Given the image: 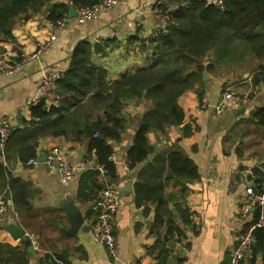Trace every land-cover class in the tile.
Wrapping results in <instances>:
<instances>
[{
	"label": "crops",
	"instance_id": "obj_1",
	"mask_svg": "<svg viewBox=\"0 0 264 264\" xmlns=\"http://www.w3.org/2000/svg\"><path fill=\"white\" fill-rule=\"evenodd\" d=\"M157 1L126 0L83 23L73 18L53 38V29L44 12L16 22L12 33L23 64L13 75L0 73V120L8 121L7 129L21 126L22 120L30 119L29 104L44 96L38 89L42 73H63L69 66L74 48L82 40L91 44V59L107 71L109 81L144 66L149 55L144 48L149 47L157 23L150 9ZM2 45L0 71L13 63L12 57L17 53L14 44ZM209 61L206 57L204 65ZM257 63L258 60L245 49L235 53L232 62H220L212 72H205L201 100L205 99L208 104L200 102L195 90L180 95L177 103L184 113L182 123L172 126L160 140L150 133L153 151L146 161L129 170L116 164L112 177L94 166L93 154L92 159L86 158L85 142L72 140L70 135L41 138L33 157L37 159L52 147L60 148L68 164L75 169L74 178L67 183L61 182L59 174L51 171L44 162L35 160L32 164H22L15 154L4 153V144L0 146V163L6 170L4 180L23 184L30 202L25 211L18 213L13 206L9 212L0 215V264H20L19 256L14 252L23 254V251L26 252L25 264H132L136 260L146 264H227L235 236L253 223L254 210L250 205L246 212L242 211L244 185L232 187L230 175L240 167L250 170L256 166L264 167V126L251 115L254 106L264 105V85L254 88L251 82ZM226 88L249 93L250 105L244 107L243 112L228 108L220 114L215 113L220 92ZM144 110L143 100L130 99L122 112L131 117L141 115ZM183 126L191 128V133L179 138ZM134 132V126L129 125L122 140L113 143L117 158L127 152ZM176 139L178 146L198 166L199 178L181 194L182 183L177 179L165 180L163 174L161 194L167 199L164 213L176 217L185 237L175 243L162 226V242L158 244L153 229L157 203L150 200L136 205L134 186L139 170L147 161L163 152L165 146L173 147ZM126 183L130 184L129 190L120 191L121 206L113 216L117 258H110L101 244L92 242L88 232L63 234L62 230L69 228L62 208L64 202L73 199L88 224L94 216L93 202L100 189L110 185L119 190ZM80 184L84 186V201L77 198ZM6 187L8 185L4 187L3 179H0V195ZM6 195L11 199L10 189ZM182 209L189 213V224L184 225L178 219ZM11 223L24 230L31 240L32 250L22 238L14 239L6 230ZM165 236L167 240H164ZM169 242L175 244L174 248ZM165 255L167 257L163 259ZM259 258L258 255L253 264H261ZM239 264H250L249 259Z\"/></svg>",
	"mask_w": 264,
	"mask_h": 264
},
{
	"label": "trees",
	"instance_id": "obj_2",
	"mask_svg": "<svg viewBox=\"0 0 264 264\" xmlns=\"http://www.w3.org/2000/svg\"><path fill=\"white\" fill-rule=\"evenodd\" d=\"M101 1L0 0V53L4 51L3 43L16 44L11 32L16 18L26 20L43 8L47 11L46 18L55 24L68 14L71 6L78 8ZM161 7L170 8L171 24L165 34H155L149 47L144 48L149 51L144 66L109 81L107 71L91 59V44L80 41L71 54L68 68L56 81L55 89L47 93L48 98L41 97L30 103V119L8 129L4 153L15 154L25 164L36 156L41 138L70 135L72 140L85 142L86 158L92 159L93 154L94 166H103L107 176L112 177L117 166L110 159L114 153L113 143L122 140L129 125L134 126L135 132L126 154L129 169H134L153 151L150 133L160 140L172 126L182 123L184 113L177 103L178 97L189 90H195L198 97H202L204 73L212 72L220 62H232L238 51L246 49L258 60L251 82L254 88L264 85V0H224L223 8L205 6L200 0H167ZM15 48L13 62H19L22 55L18 46ZM206 57L210 61L204 65ZM130 99L144 101L145 110L141 115L127 117V113L122 112ZM251 115L264 126V105L256 107ZM181 131L179 138L188 136L191 128L183 126ZM178 139L173 147L165 146L163 152L147 161L139 170L134 186L136 205L150 200L157 203L153 229L158 244L162 242V226L175 243L185 237L176 217L164 213L167 199L161 194L163 174L165 180L177 179L182 183L181 194L199 178L198 166L178 146ZM250 171L248 180L258 192L264 181V167L256 166ZM5 175L6 170L0 163V179L3 186L8 185L10 189L14 208L18 213L25 211L30 205L28 191L16 180H4ZM85 197L84 186L80 184L77 198L84 201ZM93 212L95 214L94 209ZM259 217V209L254 206L252 224ZM178 219L184 225L189 224V213L182 209ZM252 234L254 256L249 263L253 264L261 254L259 259L264 264V220ZM14 254L19 256L20 264L26 263L25 251Z\"/></svg>",
	"mask_w": 264,
	"mask_h": 264
},
{
	"label": "built area",
	"instance_id": "obj_3",
	"mask_svg": "<svg viewBox=\"0 0 264 264\" xmlns=\"http://www.w3.org/2000/svg\"><path fill=\"white\" fill-rule=\"evenodd\" d=\"M126 0H102L99 3L80 6L76 8V15L74 18L83 23L96 17L100 12L106 11L116 4L123 3ZM205 6H214L217 8H223L224 0H200ZM162 0L153 4L150 9V13L157 19V23L154 27L155 34H165L168 31V27L171 24V19L168 14L170 8L163 9L161 7ZM69 22L67 17H64V23H58V31L61 32ZM64 27V28H63ZM97 38V37H95ZM23 64V58L19 62H14L13 67L7 71V74H14ZM61 77V73L57 71H44L39 83V91L41 94L46 95L48 92L55 88L56 81ZM202 103H205V99H202ZM251 98L249 93H238L230 88H226L220 92L219 99L215 105V113L220 114L225 109H241L249 106ZM255 110V106L251 109ZM6 119L0 120V146H3L6 138L8 137V129L6 127ZM45 164L51 171H55L59 174L60 180L63 183L71 181L75 176V169L68 164L65 159L63 151L58 147H52L45 152ZM110 159L121 165L125 170H129V160L126 153L121 158H117L113 153ZM35 158H30L27 164L35 163ZM98 170L105 173L106 170L103 166H99ZM250 169H236L230 175V184L232 187L236 185H244V204L242 205V211L246 212L250 205L256 206L259 209V220L250 225L244 232L235 236V245L230 254V260L227 264H239L244 259H251L254 256L253 250V230L255 227L262 226L264 220V181L262 183L260 191L256 192L253 188L252 181L246 180L250 176ZM8 187L0 195V215H4L13 208L10 197H8ZM121 206L120 191L110 185L102 187L98 193L97 198L93 202V209L95 214L92 220L89 222L88 234L90 240L95 243L101 244L110 258H117V248L113 233V216ZM15 213V212H14ZM25 235H27L25 233ZM132 264H146L142 260H136ZM223 264V263H221Z\"/></svg>",
	"mask_w": 264,
	"mask_h": 264
},
{
	"label": "water",
	"instance_id": "obj_4",
	"mask_svg": "<svg viewBox=\"0 0 264 264\" xmlns=\"http://www.w3.org/2000/svg\"><path fill=\"white\" fill-rule=\"evenodd\" d=\"M164 3L167 2V0H162ZM76 15V8L71 6L68 10V18H73ZM205 76H203L204 78ZM57 92H59V89H56ZM44 99H47L48 96L44 95L43 96ZM241 112L244 111L243 108L240 109ZM46 156L45 153H41L40 156L37 157L36 161L37 162H45ZM129 183H126L125 186H123L122 188H119V191H128L129 190ZM62 208L65 211V215L69 221V228L68 229H63L62 232L63 234H67V235H76L78 232L79 233H84V232H88L89 229V223L85 224V219L84 216L81 212V210L75 205L74 200L73 199H69L66 202H64V204L62 205ZM6 230H8L9 232L12 233L14 239H23V242L26 244V246H28L29 250H32V244H31V240H29V238L25 235V232L23 229L17 227L16 225H14L13 223L8 224L6 226ZM164 240H167V237H164ZM169 245L174 248L175 244L174 243H170ZM259 256H261V254H259Z\"/></svg>",
	"mask_w": 264,
	"mask_h": 264
},
{
	"label": "rangeland",
	"instance_id": "obj_5",
	"mask_svg": "<svg viewBox=\"0 0 264 264\" xmlns=\"http://www.w3.org/2000/svg\"><path fill=\"white\" fill-rule=\"evenodd\" d=\"M63 3H67V2H64V1H62ZM42 12H44V14H45V18H46V10L45 9H43L42 8V10H40L39 12H36L35 14H38V13H42ZM64 17H67L68 18V16L66 15V16H63L62 18H60L59 20H57V22L55 23V24H52V22L51 21H49L47 18H46V20H47V23L52 27V29H53V33H52V36H51V38H53V37H56V35L59 33V31H58V23L59 22H63L64 23ZM74 18V17H73ZM73 18H68L69 19V22H70V20L71 19H73ZM24 18H22V17H18V18H16L15 19V21L16 22H18V21H25V20H23ZM75 19V18H74ZM15 22V23H16ZM68 24V23H67ZM14 26V25H13ZM13 26H12V28H13ZM12 28H11V32H12ZM64 28V27H63ZM66 28V27H65ZM64 28V29H65ZM63 29V30H64ZM62 30V31H63ZM13 34V33H12ZM13 64H14V62L12 63V66L9 64L8 66H6L4 69H2V71H0V73H2V74H5V75H9V74H7V71L8 70H10L12 67H13ZM61 73V72H60ZM13 75V74H12ZM61 76H62V73H61ZM55 89V88H54ZM53 89V90H54ZM49 93V92H48ZM47 95V94H46ZM199 100H200V102H202V100H201V97L199 98ZM203 105H207L208 103H207V101L205 100V103H202ZM234 171V170H233ZM246 180L248 181V179H247V177H246ZM251 181V180H250Z\"/></svg>",
	"mask_w": 264,
	"mask_h": 264
}]
</instances>
